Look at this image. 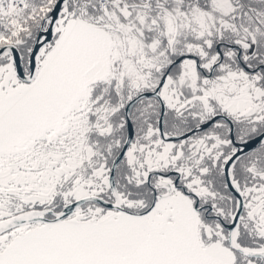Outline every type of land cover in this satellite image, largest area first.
<instances>
[{"label":"snow or ice","instance_id":"6c2138e0","mask_svg":"<svg viewBox=\"0 0 264 264\" xmlns=\"http://www.w3.org/2000/svg\"><path fill=\"white\" fill-rule=\"evenodd\" d=\"M0 264H264V0H0Z\"/></svg>","mask_w":264,"mask_h":264}]
</instances>
